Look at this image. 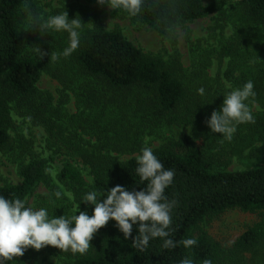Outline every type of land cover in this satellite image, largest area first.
I'll return each instance as SVG.
<instances>
[{"label": "trees", "instance_id": "1", "mask_svg": "<svg viewBox=\"0 0 264 264\" xmlns=\"http://www.w3.org/2000/svg\"><path fill=\"white\" fill-rule=\"evenodd\" d=\"M85 1L100 5L97 0ZM236 1L248 16L262 26L264 36V0ZM23 4L24 0H0V152L10 162L17 164L20 176L19 183H0V196L26 202L34 188L43 183L47 193L37 195V206L45 208L49 217H59L61 213L74 216L75 210L67 202L69 198L48 177L46 159L32 151L22 137L15 142L10 134L14 125L12 116L29 117L36 124L42 121L40 114L47 113V102L42 94L36 95L40 66L44 65L53 76L63 77L60 64L57 63L58 67L52 70L47 61H44L46 57L38 61V56L33 57L24 52L26 37L19 22ZM219 7L214 1L207 5L202 0H146L143 11L136 17H130L164 36L171 26L206 17ZM118 12L128 14L122 9H115L113 15L117 16ZM76 15L78 16L69 14L68 17L80 18L84 26L89 21L87 14ZM34 32L32 44L34 47L39 45L49 56L54 47L62 43V40L56 39L58 34L53 31L43 36ZM237 40L242 45L245 39ZM232 48L233 43L230 44V49ZM230 49L224 54L230 53ZM72 56L71 78H79L83 82L75 94L84 95L85 102L94 98L95 105H102L106 110L108 103L115 102L114 98L119 95L128 104L147 103L155 108L156 114L162 115L169 122L177 121L181 116L192 124L201 117L194 106V102L198 101L196 95H190L192 93L185 83L178 55L172 57L171 64L135 46L121 30L95 25L81 31L79 47ZM258 69L260 72L255 75L257 81L254 80V85L263 98L264 61ZM82 86L84 87L81 88ZM105 95L109 97H104ZM210 106L214 105L211 103ZM262 107L264 108V98ZM114 112L117 114L116 108L109 112L112 120H104V129L116 124L113 121L116 118ZM253 116L255 123H248L246 126L250 134L262 127L260 131L264 140V109L254 112ZM48 124V133L51 134L54 130L56 132L53 135L62 134L63 128L57 126L59 123L54 117L47 120ZM242 126L244 125H238L239 128ZM56 127L59 129L56 130ZM80 127L84 131L90 128ZM247 127L244 130L248 131ZM50 134L47 141L52 137V141L56 143L58 137L54 138ZM103 148L105 146L99 143L91 150L80 152L90 169L91 184L70 163H65L59 170L58 181L73 193L75 201L83 202V197L91 191L100 193L98 200H103L108 189L116 185L129 191L147 187L148 182H142L136 173L137 157L118 160L108 151L100 156L95 154ZM153 153L165 170L170 169L175 173L173 183L166 188L165 195L170 201L177 202L171 212L174 231L168 237L176 243V247L165 249L163 240L156 238L149 241L144 251H139L132 247L133 238L137 235L136 226H133L132 238L125 240L123 233L115 226L116 222L110 220L94 235L86 254L63 252L57 248L63 256L62 264H180L185 258L192 259L193 264H202L204 259L211 260L212 264H226L234 251L250 249L264 241V163L249 168L216 170L212 156L204 151L193 135L173 139L153 149ZM57 191L61 193L59 198L55 195ZM234 210L253 214L257 218L227 241L216 238L205 228L212 219ZM185 239H195L197 244L186 248L182 243ZM9 262L31 264L25 256Z\"/></svg>", "mask_w": 264, "mask_h": 264}, {"label": "rangeland", "instance_id": "2", "mask_svg": "<svg viewBox=\"0 0 264 264\" xmlns=\"http://www.w3.org/2000/svg\"><path fill=\"white\" fill-rule=\"evenodd\" d=\"M213 1L220 7L208 16L173 25L166 35L162 36L147 24L137 22L126 13L118 12L117 16H114L115 9H110L107 4L94 5L85 0H29L31 8L45 17L64 11L73 16L80 13L87 14L89 21L85 26L83 25L82 30L95 25L106 29H119L135 46L171 64L172 57L178 55L185 83L192 93L190 95L194 97L196 95L195 98L198 100L194 102V106L201 117L192 124L183 120L179 111L177 114L180 118L169 122L162 115L156 114L155 108L148 106L147 103L128 104L126 99L122 100L119 95L114 98L115 102L108 103L107 109L104 110L102 105H95L94 98L85 102L84 95L75 94L83 82L79 78H71L72 54L67 58L61 56L56 62L49 60L50 56L46 55L44 61H47L52 70L58 67L57 63L63 70V77H56L50 74L44 65L40 66L41 73L36 82V91H38L36 95L42 94L47 102V113L40 114L39 118L42 121L36 124L29 117L12 116L14 125L10 134L15 142L22 137L26 144L31 146L32 151L40 158L46 159L50 181L62 188L65 196L69 198L67 202L77 215L79 211H87L91 216L94 207L82 200L75 201L73 193L58 181L57 174L65 163H70L79 169L84 180L91 184L90 169L88 164L84 163L80 152L91 150L95 144L101 143L105 146L103 150L95 152L98 156L108 151L116 159L126 160L132 156H139L143 147L147 146L153 150L182 135H193L204 151L212 156L216 170L249 168L264 163V140L260 131L262 127L250 134L246 126L248 123L242 124L244 126L240 128L237 126L238 131L236 130L233 139L228 141L221 134L212 133L205 124V119H210L214 110L221 109L224 96L230 91L242 88L248 81H252L253 84L254 80L257 81L255 75L260 72L258 68L262 67L264 61L262 26L248 16L236 0H202L207 5ZM20 16V26L26 37L24 52L33 57L37 56L31 50L35 48L32 44L35 32L25 31V13ZM53 33L58 34L57 40H62L53 51L63 52L69 46L68 33L55 31ZM238 38L245 39L242 45L238 43ZM231 43H233L232 49H230ZM227 49H230V53L224 54ZM200 88L204 89L203 95L198 93ZM254 92L255 97L247 102L252 114L264 109L262 107L264 97L261 98V92L255 88V85ZM48 97H51V100ZM211 103L213 107L210 106ZM112 108L117 109V114L114 112L116 118L113 120L116 124L104 129V120H109V112ZM51 115L59 123L57 126L63 128L62 134L53 135L52 133L56 132L54 130L51 134L48 133L50 129L48 130L47 120L53 119ZM80 125L90 128L84 131ZM245 127L248 131L244 130ZM58 129L56 127V130ZM255 129L254 127L253 130ZM49 134L54 138L58 137L56 143L52 141V137L49 142L47 141ZM0 160L2 163L0 183H19L17 164L10 162L1 152ZM45 193H47L45 184H38L27 197V206L39 210L37 195ZM59 206L63 209L61 204ZM62 215L65 214H59ZM255 218L257 217L253 214L236 210L228 211L212 219L205 228L216 238L227 241ZM23 256L31 264H62L63 262L61 251L52 246H46L39 251L29 248ZM226 264H264V241L250 249L234 251Z\"/></svg>", "mask_w": 264, "mask_h": 264}, {"label": "clouds", "instance_id": "3", "mask_svg": "<svg viewBox=\"0 0 264 264\" xmlns=\"http://www.w3.org/2000/svg\"><path fill=\"white\" fill-rule=\"evenodd\" d=\"M97 2L107 4L110 9H122L132 17L138 16L146 5V0ZM22 11L25 13V31H36L41 36L52 31L68 33L69 46L60 53L51 51L49 60L56 62L61 56L67 58L78 49L84 25L80 18L69 19L67 11L45 17L31 8L29 0H25ZM31 50L39 59L48 55L39 45ZM198 93L203 95L204 89H198ZM255 95L252 81L230 91L224 96L221 109L214 110L210 119H205V124L212 133H219L225 140L231 141L238 125L255 123L247 103ZM137 164L136 173L142 182H148L147 187L129 191L116 185L108 189L103 200H98L101 194L96 191L87 193L83 202L94 205L91 216L87 211L78 209L79 214L70 218L65 215L49 217L45 208L33 210L26 206L24 200H8L0 196V264L22 257L29 248L39 251L46 246L63 252L86 254L94 235L110 220L116 222L115 226L123 233L125 240L132 238L133 226H136L137 235L133 238L132 247L139 251H144L149 241L156 238L163 240L165 249L175 248L176 243L168 237L174 231L171 212L177 202L170 201L165 195L166 188L173 183L175 173L170 169L165 170L153 150L147 146L137 156ZM55 195L59 198L61 193L57 191ZM182 243L189 248L196 245L197 241L185 239ZM180 264H193V260L185 258ZM202 264H212V261L204 259Z\"/></svg>", "mask_w": 264, "mask_h": 264}]
</instances>
